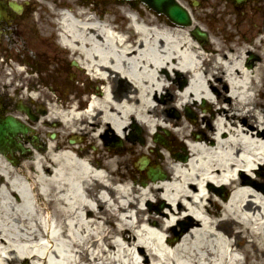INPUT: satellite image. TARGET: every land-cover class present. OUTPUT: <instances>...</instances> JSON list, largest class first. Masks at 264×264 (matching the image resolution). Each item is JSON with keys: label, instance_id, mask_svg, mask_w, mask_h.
<instances>
[{"label": "bare ground", "instance_id": "obj_1", "mask_svg": "<svg viewBox=\"0 0 264 264\" xmlns=\"http://www.w3.org/2000/svg\"><path fill=\"white\" fill-rule=\"evenodd\" d=\"M8 1L15 10L0 6L1 19L6 21L18 18L19 11L24 13L23 2L30 3ZM44 3L47 18H34L40 35L48 37L59 29L68 60L101 86L88 85L80 96H68L66 84L62 100L53 84L15 86L21 94L18 106L28 102L31 115L36 109L30 103L46 100V112L37 120L8 108V96L0 95V120L19 122L22 130L13 140L25 146L18 148L20 153L0 152V264L26 259L39 264H97L98 260L105 264H264V191L259 180L246 177L256 165H264V101L255 99L253 85L264 80L260 66L250 69L242 56L235 55L236 43L226 52L212 44L209 53L187 29L150 12L134 20L132 29L113 26L110 16L108 23L102 22L91 7L57 0ZM63 5H69L75 15L59 10L58 17ZM10 64L19 74L29 72L19 62ZM7 65L0 61V69ZM162 68L169 77L160 73ZM184 75L187 83L182 88L168 82L171 76ZM111 76L130 84L118 95L109 84ZM220 77L229 85L222 98L215 87ZM11 79L0 71V88L10 86ZM164 90L168 96L164 105L181 111L190 103L207 100L200 110L207 124L163 113L155 98ZM260 92L264 95V90ZM49 120L59 122L58 129L47 128ZM133 122L147 138L136 151L149 163L155 158L160 167L164 165V179L138 185L121 171L124 154L102 153L110 151L104 143L97 141L90 152L81 144L49 137L53 131L58 135L62 127L78 141L82 135L77 132L101 140L102 128L124 137ZM154 130L164 133L167 142L171 134L184 140L187 158L182 159L184 151L170 144H154ZM209 185L231 192L223 199ZM160 197L172 204L168 219L141 205ZM183 217L191 225L175 239L176 224Z\"/></svg>", "mask_w": 264, "mask_h": 264}, {"label": "rangeland", "instance_id": "obj_2", "mask_svg": "<svg viewBox=\"0 0 264 264\" xmlns=\"http://www.w3.org/2000/svg\"><path fill=\"white\" fill-rule=\"evenodd\" d=\"M44 1L45 0H43V2L40 3L38 1L30 0V3L28 4V11L26 13H23L19 21L16 22L17 25H15V29L17 33L11 37L10 41L12 43H10V45L7 44L9 39L5 38L6 36H4L3 38L2 37L0 38V61L1 62L5 61L9 63V65H7L5 69H0V71L8 73L9 76L12 78L11 85L3 88L7 90L9 88V92L5 93V91L0 88V95L10 97L11 98L10 100L6 98V105L8 108L11 107L13 108V111H17L18 113L20 112L23 113V112L19 109H16L14 106V103H17L16 102V100L18 99L17 96L21 95L14 89V87L17 85H20V84L25 85V84H31L35 82L38 86L42 85L45 87L47 84L54 85L55 83H62V81L64 83L69 81V83H71L72 88L67 93L68 96H70L71 93H74L77 96H80L81 94H83V92H85V89L83 87L86 85H90L91 82L93 81V80L91 81L88 79L87 74L79 71L78 68H76V66L70 64L71 62L70 60H68L66 52L63 51V48L57 42L56 34L55 33L53 34L54 30L50 31L52 34H49L48 37H42L39 31L37 30V28L35 27L36 21H34V18L38 19L39 21H41V19L44 20L47 18ZM57 1L67 2L66 4H71L73 6H81L83 8L91 7L93 9L98 10V12H100L102 15L110 16L111 18L117 17L116 20L118 21H119V15L120 16H122L121 14L124 15L126 8L130 9V8L136 7L138 9L137 11L140 13L150 12L142 4L138 6H135V4L128 5L118 0H114V1L111 0L106 3H96L95 1L97 0H91V1L57 0ZM29 7H31V9ZM123 8L125 9L124 12L122 11ZM199 12L201 13L200 10ZM147 14H149L150 16H155L151 12ZM140 16L143 17L144 15H140ZM159 19L164 20L162 18H159ZM227 22H230L232 24V21H227ZM225 24H226V21H225ZM231 24H226L227 28L223 29V31L216 32V35L212 37V44L215 45L216 49L226 52L228 51L229 46L233 47V43L234 44L236 43L233 47L235 48L234 54L237 55L238 57L242 56L243 62H246V58H247L246 51L251 47H254V48L256 47L257 52L260 54L261 58L259 61H256V62L254 61V64L252 65L251 69L254 70L259 65L261 71L264 74V43L260 41L259 45L256 46L254 43L251 42V38L248 37V39H245L246 37L245 38L242 37L246 35L244 34L242 29H239L237 26L233 27L231 26ZM210 48H213V46L212 47L210 46ZM207 52L212 53L213 51L209 50ZM15 62H19L20 64H24L25 66H27L29 72L25 71L22 74L17 73V71L13 69L14 67L10 64V63H15ZM30 63H33L34 65H37V66H32L30 65ZM207 67L209 68L210 66H208L207 64ZM160 73L163 74L164 76H169L168 75L169 73L167 72L165 68H162L160 70ZM31 74L34 76H31ZM72 74H74L73 77H71ZM220 75L221 74H218V76ZM184 77L187 78V76L185 75ZM178 78L181 79L183 77L179 76ZM95 82L96 81H94V83ZM118 82H119V78L117 79L113 78L112 83L110 84L111 85L121 84ZM168 82L173 83V80L168 79ZM126 83L127 81L122 80V84L124 86H126ZM177 85H178V82L175 83V86ZM253 85H255L254 87L255 99L256 100L260 99L264 101V95H261V92H260L261 90H264V80L262 79L261 81L254 82ZM215 87H216V90H218V95L221 96L220 98H222L223 94H226V92L229 89V85H227V83L223 81L222 77L217 79ZM53 90L58 93L56 87ZM171 94L173 95L174 93L172 92ZM59 95L62 96L61 94ZM156 100H158L157 102L160 101L161 106H163V108H161L162 111L166 112L168 109V106H166V104L164 105V103L162 102H165L166 100H168L167 91L164 90L163 93L157 95ZM45 101L46 100L42 97L41 99L38 100V103H33V105L39 106L40 104H42L43 105L42 107H44L45 105H47V103L45 104ZM203 101L207 102V100L205 99L204 100L200 99V102L197 105H193L192 103H190V107L189 106L185 107V109L188 108L190 109V111L194 113V117L189 118L190 121H192L193 123L198 122L201 125L205 126V124H207V119L200 115V110L202 109H198V107L199 108L202 107ZM42 109L46 111L45 107ZM185 109H184V112L186 111ZM168 111L169 113L172 112L171 108ZM38 114L40 116L42 112L39 111ZM183 115L184 114L180 112H178L177 114H175V112L174 113L172 112V116H174V118H177L179 116L182 117ZM194 119H196V121ZM52 122L53 120H49V123H48L49 126H55L57 127L56 129H58L60 124L56 122H53V123ZM49 126H47V128L55 130L54 127H49ZM44 128H42V130H44ZM92 128H95V125L92 126ZM142 131L145 135V132L143 129ZM59 132L60 134H58L57 139L62 140L66 143L69 142L68 138L66 139V137L69 136L68 135L69 131L62 127V130ZM77 133L78 135H82L84 137L81 145L86 147L87 150L90 152L94 151L92 146L95 145L97 141L98 143H100L96 136H92L89 133H83V132H77ZM106 134H108L107 136L110 137L109 132H103L101 135L105 136ZM42 135L47 139L46 134H43L42 132ZM144 139H147L146 135ZM123 141H124V146H125V149L123 151L119 153L116 152L115 154L113 150L108 151V149H104V150H101V152L102 153L108 152L109 155H113L117 157L122 156L124 154V157H126V159L124 163L119 165L121 166V171L125 170L127 175L136 178V181H137L136 184L143 185L145 184V182L149 181V178L146 177L144 170L139 171L137 167L135 166V164L133 163V161L137 159V157L139 156L138 152L136 151V146L139 145V141L133 144L132 149L130 147L131 142L127 141L126 139H123ZM186 147L187 145H185L184 143V151ZM95 154L97 156L100 155V153H97V152H95ZM100 159L102 161L104 159V156H101ZM161 166L162 168H164V172L167 173V169L165 168V166L164 165H161ZM241 174L245 176V173H243V171H241ZM251 174L257 177L256 179L260 181L259 182L260 185L264 183V165L262 163L259 165V167H255V172L251 171ZM109 175L111 174L109 173ZM226 192H229V189H227ZM141 205L145 208H148L150 211H153L155 214L161 216L163 219H168V217H170L171 205L169 206L168 202L161 197L158 199L157 198L146 199L145 201H142ZM174 218L175 220L178 219V217H176L175 215H174ZM190 225L191 223L189 222L187 218H184V217L180 218L178 220V224H176V232L181 231L183 226H190ZM90 257L91 255L89 256V258ZM148 261L150 262L149 256H148ZM19 264H39V263L31 259H26L25 262H22ZM97 264H105V263L101 260H98ZM113 264H118V263L115 262Z\"/></svg>", "mask_w": 264, "mask_h": 264}, {"label": "flooded vegetation", "instance_id": "obj_3", "mask_svg": "<svg viewBox=\"0 0 264 264\" xmlns=\"http://www.w3.org/2000/svg\"><path fill=\"white\" fill-rule=\"evenodd\" d=\"M206 22L209 31L218 28L220 21H232V26L242 29L248 36L264 34V0H179ZM202 15V16H200ZM208 31V32H209Z\"/></svg>", "mask_w": 264, "mask_h": 264}, {"label": "water", "instance_id": "obj_4", "mask_svg": "<svg viewBox=\"0 0 264 264\" xmlns=\"http://www.w3.org/2000/svg\"><path fill=\"white\" fill-rule=\"evenodd\" d=\"M149 7L153 8L157 12L165 13L171 20L178 21L181 24L189 23V17L187 12L183 10L175 0H142ZM194 34L198 37H202V33L199 30H195ZM21 108V107H20ZM0 121V150L2 152H10L11 147L14 145L15 148L22 149L20 144H17L13 140V135L16 134L18 130H22L19 122L13 118H6ZM149 174L155 178L154 172L150 171Z\"/></svg>", "mask_w": 264, "mask_h": 264}]
</instances>
